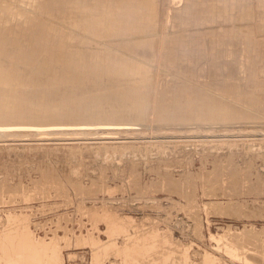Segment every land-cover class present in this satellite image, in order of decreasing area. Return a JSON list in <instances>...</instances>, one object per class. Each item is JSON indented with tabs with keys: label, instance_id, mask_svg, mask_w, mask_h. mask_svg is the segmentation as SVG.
<instances>
[{
	"label": "rangeland",
	"instance_id": "374dc122",
	"mask_svg": "<svg viewBox=\"0 0 264 264\" xmlns=\"http://www.w3.org/2000/svg\"><path fill=\"white\" fill-rule=\"evenodd\" d=\"M56 1L36 0L34 5H30V0H0L1 8L7 5L6 8L9 6L10 9L4 12L0 10L3 13L0 15V56L5 55L12 63L11 68L15 66V71L68 66L73 67L79 79L85 75L86 78L105 79L107 87L110 84L112 88L121 82L138 86L141 94H137V98L141 99L139 102L143 106L136 110L135 117L145 124L140 130L114 131L118 136L109 138L94 136L91 134L93 132H88L90 137L73 135L51 137L49 140L1 137L0 264H264V113L258 112V103L257 107L246 105L250 106L246 108L253 109H247V112L245 105L238 102L232 104L234 110L231 112L220 111L223 113L218 114L220 118L218 115L211 116L217 120L232 119L230 123L162 124L159 122L170 119L164 116L162 120L159 114H155L156 107L154 111L155 103L161 102L160 93L164 98L173 90L170 87L172 89L167 91L166 85L171 82L172 85L176 84L174 88L179 89L182 82L191 81L172 76L174 71L167 63H158L159 36L174 34L176 41H189L191 46L198 45L201 37L203 47L209 46L207 56L212 58L215 47L213 43H206L212 26L203 23L205 26L202 28L199 24L197 32H193L187 23L206 22L207 19H218L219 23H223V16L217 13L221 9L215 12L210 6L207 10V0H189L186 3L182 0L180 7L171 9L170 18L187 22V26L176 28L174 23H170L168 29L164 20L167 19L168 0H163L158 6L160 14H154L159 15L158 23L155 20L156 27L147 33L156 37V41L152 40V45H149L156 55L154 61H149L147 55H138L120 47L118 42L123 37L107 36L108 40L99 44L104 57L97 61L90 60L94 66H88L81 64L78 54L74 52L81 49L78 42L72 44L66 40L72 34L78 40L87 38V35L84 38L70 25L61 23V16L68 14L66 11L71 8L65 7L64 0H60L63 6H58ZM107 1L113 0H101L97 4H100L101 16L109 15L111 19L114 15L111 14L113 11L109 12L111 9L106 10L104 3ZM87 4L90 6V3ZM18 9L24 10L31 19L29 25L24 26L28 31L26 38L30 39L32 35L28 30L30 23L38 24L40 31L44 29L47 43L50 42L46 43L47 46H52H48L52 57L47 58L44 52L29 54L31 52L26 50L14 54L15 49L6 44L9 36L4 31L14 24L11 17L20 11ZM22 10L19 13L23 14ZM34 13H40L38 18ZM9 14L11 16L7 21ZM260 28V33L262 29L264 35V28ZM233 29L232 32L227 30L230 33L226 32V35L233 33L229 36L234 37L237 32L240 33L237 28ZM51 39H55L54 45ZM111 41H116L117 45L111 44ZM140 46L143 44L138 46L139 49ZM184 46L185 43L176 45L177 48ZM204 51L200 49L197 55L203 58ZM34 53H43V57L40 55L43 60L36 55V61ZM73 53L77 56L70 59ZM24 55L27 56L25 59ZM52 58H56V63L61 65ZM255 59V66L258 65L255 76L251 75L252 71L243 77L234 78V74L227 76L230 79L227 83L247 86L264 83V57ZM126 61L128 63L125 64ZM233 62L223 67L227 69L225 73L233 75L237 68ZM63 63L66 64L64 67ZM40 65L43 67L39 68ZM200 66L195 65L198 74L205 71H199L202 70ZM9 71L16 76V72ZM210 71L206 78L209 80L207 85L227 80L218 76L217 70ZM214 72H218L215 77ZM181 75L185 76V73ZM194 78L192 85L196 87L201 83L197 81V76ZM63 81H58L64 84H59L62 87L65 86ZM157 81L162 84L158 85ZM82 84L78 82L76 85L81 87ZM158 86L160 90L155 92ZM225 91L228 92V88ZM213 93L218 91L214 90ZM173 94L170 96L174 98ZM254 95L249 94L250 97ZM224 97L237 101L244 95L226 94Z\"/></svg>",
	"mask_w": 264,
	"mask_h": 264
},
{
	"label": "bare ground",
	"instance_id": "6f19581e",
	"mask_svg": "<svg viewBox=\"0 0 264 264\" xmlns=\"http://www.w3.org/2000/svg\"><path fill=\"white\" fill-rule=\"evenodd\" d=\"M30 1H31L30 5H34V3L36 2V0H30ZM99 1L101 0H64L66 5L65 7H67V9L69 8L71 9L70 11H66V13L69 12L68 14L62 15L65 11L61 14L62 15L61 23H64L67 26L70 25L69 27L78 33L80 32L79 34H82V37L87 35V38L84 37L85 39L81 38V40L76 39L73 36V34L70 37L66 38V40L69 43L71 42L73 44L74 42L75 43L78 42V44L81 46L80 50L74 51L76 54H78V56L74 55L73 53L69 56V58L71 57L70 59H72V57L77 56L81 61L78 62H80L81 64L85 65L86 63L88 64V66L89 65L94 66L91 61H97L100 60L102 57H104V53L101 50L102 47H100L101 45H99L100 42L102 44L103 42L107 41L108 40L107 36H110L112 38H115V36L118 37L120 36L123 37V39H121V42H118V44H120V47L124 49L127 48L130 51H132V53L137 52L138 55L139 54L147 55L149 61H154L156 55L154 54V51H151V46L149 45H152V40L156 41V37L154 35L148 36L147 33L148 31L151 32V30L156 27L155 20L159 18V15H154V14L160 11V9H158V6H160L163 0L107 1L106 3H104V5H107L106 10L111 9L109 12L113 11V13L111 14H113L114 16L111 19L108 18L109 15H107V17L101 16V12L99 8L100 4H97ZM183 1L186 3V1L188 2L189 0H183ZM207 1H209L206 3L207 10L209 9L210 6L213 8L215 12L221 9L217 13L219 16L220 15L223 16V21H224L223 23H219L217 21L218 19L213 21L207 19L206 22L202 21L199 23L194 21L195 24L194 23L188 24L187 22L184 21L179 22L178 20H173L172 18H170L171 12H173V10L171 9L180 7L182 0H168L169 8H167L165 12L167 14V19H164L166 20L165 23L167 25V28L168 29L170 28L171 26L170 23H174L173 25L176 26V28H179L181 26L186 27L187 25H189L191 26L190 29H192L193 32H197V27L199 24L202 26V28L203 26H205L203 23L207 24L208 26H212L210 28L211 30L209 29L210 31L208 32L209 36L212 39L210 37L206 38V43L207 44L213 43L212 45L213 47H215V51L214 50L210 52L208 51L209 53L214 51L212 54L213 55L212 58L210 55L207 56L206 50L208 49L209 46L205 48L203 47L204 42L201 43V37L199 38L198 45L196 46H191L188 43L189 41L178 42L176 41V36L170 33L163 32L164 34H162V38H160V36L159 38L157 37L159 40L158 43L160 44L157 53L158 58L156 57L157 58L156 60L159 61L158 63L161 62L162 63L164 62V64L167 63L169 65L168 67L172 69L171 71L172 72L174 71L172 76H175L176 78L181 77L182 79L191 80L188 81V83L182 82L181 85L179 86L177 85L179 89H177L176 87H175L176 89L174 88V85L176 84L172 85V83L170 82L171 85L170 84L166 85V81L163 80V82L166 85L167 91L170 87H173V90H171L172 88L169 89L172 91L171 92L172 94L170 93V95L172 96L174 95L173 93H175V96L177 95L178 97L176 96L175 98L174 96L173 98L170 95L168 96L167 94L170 92L169 91L163 98L162 94L160 93L161 102H159V104L155 103L156 106H154V111L156 109L158 110V112L156 110L157 113L155 112V114H159L158 116L160 118L165 116L166 118H169L171 121L169 120L159 123L202 124L203 122H211V121L213 122L219 121L220 123L221 122L230 123L233 122L231 121L232 119L230 121L217 120L216 117H214L215 118L214 119L211 116L218 115L219 113H222L226 110H229V112H231L232 110H234V108H231L232 104L238 102L244 104L245 108L246 107L250 108V106H246V105L257 107V103H258V106H260L257 107L259 109L258 112L261 111L264 113V83L257 82L253 86L241 85L239 83L238 84L227 83V81H230V79H228L227 76L231 77L234 76V74H235L234 78L237 76L243 77L247 75V72L252 71L251 75L255 76L256 67L258 66V65L255 66V60H257L255 59V57H264V35L262 34V29H261L264 28V0H207ZM210 1L215 3H212ZM60 2L61 1L58 0L56 1V4L58 6L59 5L63 6V4H61ZM87 3H90V6ZM6 7L7 5L5 6V8L4 7L1 8L0 5L1 8L0 10L3 9L4 12V10L9 8V6L8 8ZM22 9H18L20 10L19 12H21ZM55 10L58 12L61 9H55ZM23 11L24 10H22V12ZM19 12L17 13L16 11V14H12L11 21H13L14 24H10L8 28L6 27L8 30L6 28H5L6 30L4 29L5 30L4 32H7V34L5 33V35L9 36L8 43L6 44L12 46V48L15 49L13 52L14 54L15 52L18 53L22 50L23 52L24 50H26V52H31L29 54H33V52L36 53L44 52V54L47 55V58H49L48 56H51V50L48 46L51 45L47 46V44L50 42L47 43V40L43 34L44 29L43 31L42 30L40 31L39 30L40 28H38V24H35L33 22L32 24L30 23L28 30L30 29V34L32 35L30 39L29 37L27 39L26 34L28 31L27 28L25 29L24 26H27V24L29 25L31 19L28 18V16L24 12H23L24 15ZM57 12L56 13L54 12V14L60 15L62 11H60V13ZM40 13H38V15ZM2 14L0 13V15ZM10 14L8 15L7 21H9V18L11 16ZM38 15L36 16L37 18ZM49 17L47 19H49ZM69 19H73V21ZM35 22L38 21L36 20ZM186 23L187 25H185ZM103 24H107V26L106 25L104 26ZM259 24H262V27L261 28L259 27L261 29V33L258 28ZM233 28H237L240 33L235 31L237 32V35L234 33V35L236 36L231 37L229 35H233V33L229 35L228 33H230L231 29ZM34 29L35 32H33ZM229 29L230 31H227ZM31 32H33L34 34ZM226 32H228L227 35ZM78 33H76V35ZM30 34H28V36ZM28 40H30V42ZM93 41H96L97 43ZM116 41L115 43L111 41V44L113 43L116 44ZM139 41L140 43H136ZM55 43L56 41L53 43V45ZM181 43H185V46L181 48H177L176 45ZM142 44L143 46H140L141 49L140 50L138 46ZM159 44H157V47ZM16 46H18V48ZM197 47L199 48L198 49L199 51L197 50ZM200 49L205 50L203 53L204 56L203 58L202 55L200 56L197 55V53L200 52ZM23 52H21L20 54H22ZM1 53L2 50L0 54ZM36 53H34L35 56L39 55V53L38 54ZM119 53H121V51ZM42 54L43 53H40V55ZM126 54L127 53H125V55ZM12 56L10 57L12 58ZM43 56L44 55H42V57ZM54 56H55V52H54ZM26 57L27 56L22 58L25 59ZM42 57L40 56V59H42ZM29 58L30 57H28V59ZM56 58L58 57L56 56ZM56 58L55 59L52 58V59L55 61L57 60ZM68 60L69 59H67V61ZM202 60H204V62H202ZM205 60H208L206 64H205ZM231 60L235 62V63L233 62L235 64V68L237 67L235 71H233L232 68L233 75L232 73L231 74L225 73L227 69L226 70L225 68L223 69V67H227L228 64L230 65V63H232ZM8 61L9 60L5 55L0 56V138L1 137L2 138L3 137H10V138L37 137L39 139L49 140L51 137L63 138L64 136L73 137V135L75 136L77 135L76 137H78V135H89L90 137L91 134H94V136L102 135L105 136L106 138H109L108 136L111 137L112 135L118 136L117 133H115L114 131L140 130L142 129V126H144L145 124V122L142 119H137V116L135 117L136 110L141 109L143 106V104L139 102L141 101V99L138 100L139 97L137 98V94H141L140 88L138 86L132 85L128 82L126 83L121 82L116 84L118 86L112 88L110 84L107 87L108 83L105 79L98 80L92 77H89L90 81L87 82L89 78H86V75L82 77V79H79L80 76L78 78V74L74 73L73 67L67 68L68 66L66 68L54 67L51 69H46L48 68V66L47 67L44 66L45 69L44 68L33 69L32 66L31 68L33 70L20 69L18 71H15V66L11 68L12 65L10 66V64L12 63H9ZM36 61H37V56H36ZM197 61L198 62L200 61L201 63L200 62L199 63L202 66V68H200L202 70L199 71L205 70L201 73L199 72V74L196 72L197 68L195 69V65H198V67L200 66V64H198ZM41 62L40 64L42 65L43 63ZM55 63L53 64L55 66L56 64H59V63L56 64ZM126 63L128 62L126 61L125 64ZM26 64H28V62ZM41 65L39 68L43 67ZM43 65H45V63ZM65 65L66 64H64L62 67H64ZM29 66L28 68H30ZM20 68L22 67L20 66ZM9 70L16 72L17 73L16 76L14 75L15 73L14 74L10 73ZM209 70H211L209 73H212L214 70H217L219 72V75L218 72L215 73L216 72L215 71L213 73L214 77L215 75L216 76L218 75L220 77L227 78V80L223 79L225 81L223 83L222 81L221 83H217L218 85L217 84L213 85L214 83L211 85H209L210 84L209 83L207 85L209 80L206 78H208L207 76H209L208 75ZM182 73L183 74L185 73V76L181 75ZM159 74L160 76L164 75L163 72H162L163 75L161 73ZM13 75L15 78H13ZM195 76H197V81L199 80L201 83L198 84L196 87L192 85V82H195V80H193L196 79L194 78ZM163 78L165 79V76H163ZM203 78L207 81H205ZM75 79L77 83L75 82ZM160 79L161 78H159V80ZM60 80L65 81V86L62 87V85H59L62 83V82L58 83V81ZM78 82L83 83L82 85H80L81 87L77 86ZM167 82L169 83V81ZM158 83L162 84V82L157 81V84ZM101 84L102 87H99V85ZM119 88H121L123 91L122 90H121L122 92L119 91L118 90ZM226 88H228V92L225 91ZM252 89L255 90L250 91ZM155 90H154L155 92H158L157 90H160V88L159 89L156 88ZM209 90H213V91L208 92ZM214 90L215 92L218 91V93H213ZM238 93L243 94L244 97L242 99H238L237 101H232L231 99H227L224 97V95L226 94L233 95ZM250 93L251 95L253 93L256 96L254 95V97L253 96L250 97L249 96ZM134 97L136 98L133 100ZM155 97H157V94ZM179 97L181 99H179ZM134 101H138L139 103H135ZM248 101H250V103ZM226 104L227 107H225ZM248 108H246L245 111H247ZM248 110H253V109H248ZM218 116L220 118L221 115ZM156 117L154 116V118ZM159 119H157L156 121H159ZM163 119L164 118H162V120ZM224 127L225 126H223V128ZM88 132L89 133L93 132V133L88 134ZM16 245H14V247H16Z\"/></svg>",
	"mask_w": 264,
	"mask_h": 264
}]
</instances>
